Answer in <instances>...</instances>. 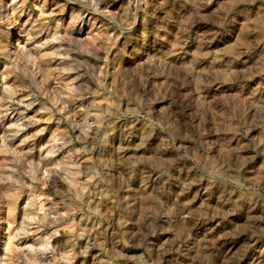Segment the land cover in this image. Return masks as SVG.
I'll use <instances>...</instances> for the list:
<instances>
[{"label": "clouds", "instance_id": "obj_1", "mask_svg": "<svg viewBox=\"0 0 264 264\" xmlns=\"http://www.w3.org/2000/svg\"><path fill=\"white\" fill-rule=\"evenodd\" d=\"M0 264H264V0H0Z\"/></svg>", "mask_w": 264, "mask_h": 264}, {"label": "rangeland", "instance_id": "obj_2", "mask_svg": "<svg viewBox=\"0 0 264 264\" xmlns=\"http://www.w3.org/2000/svg\"><path fill=\"white\" fill-rule=\"evenodd\" d=\"M132 251H136L135 249H133Z\"/></svg>", "mask_w": 264, "mask_h": 264}]
</instances>
